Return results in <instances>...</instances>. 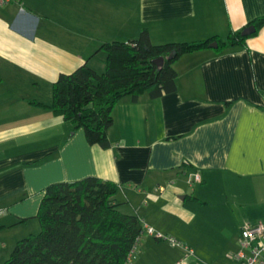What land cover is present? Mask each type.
Returning <instances> with one entry per match:
<instances>
[{
    "label": "crops",
    "instance_id": "0c3cea01",
    "mask_svg": "<svg viewBox=\"0 0 264 264\" xmlns=\"http://www.w3.org/2000/svg\"><path fill=\"white\" fill-rule=\"evenodd\" d=\"M260 16L264 0L0 5V252L39 229L48 185L97 176L118 183L123 212L163 236L143 233L128 264H174L186 256L177 239L193 245L189 264H238L241 228L264 225V27L246 47L182 55L176 91L122 98L110 148L89 144L49 105L60 74L104 70L105 42L144 29L154 44L225 38Z\"/></svg>",
    "mask_w": 264,
    "mask_h": 264
},
{
    "label": "trees",
    "instance_id": "16d2710c",
    "mask_svg": "<svg viewBox=\"0 0 264 264\" xmlns=\"http://www.w3.org/2000/svg\"><path fill=\"white\" fill-rule=\"evenodd\" d=\"M250 26L254 32H249ZM263 27L264 16H260L225 38L215 35L201 41L154 44L144 29L137 38L105 42L99 48L106 54L104 70L83 64L60 74L49 107L73 130L83 128L89 144L110 148L113 109L122 98L137 101L148 93L158 99L176 91L175 63L182 55L211 48L213 42L218 43L214 49L218 54L229 47H246ZM2 79L0 75V83ZM184 166L192 167L188 161ZM118 191V183L97 176L48 185L37 213L40 232L18 240L4 264H128L145 228L136 214L119 208ZM3 227L0 223V230Z\"/></svg>",
    "mask_w": 264,
    "mask_h": 264
},
{
    "label": "built area",
    "instance_id": "2783aa9c",
    "mask_svg": "<svg viewBox=\"0 0 264 264\" xmlns=\"http://www.w3.org/2000/svg\"><path fill=\"white\" fill-rule=\"evenodd\" d=\"M11 1L12 0H0V5L8 4ZM197 179H199V177H197ZM0 212L2 211L0 210ZM145 232L150 235H157L160 239L163 238L161 234L156 233L152 228H145L144 233ZM140 239L141 236L132 249L129 259L135 253ZM176 243L181 245L178 242ZM240 246L241 249L234 255L238 264H264V225H244L240 231ZM182 247L186 251V256L180 258L174 264H189L187 257L192 253V249L185 245Z\"/></svg>",
    "mask_w": 264,
    "mask_h": 264
},
{
    "label": "rangeland",
    "instance_id": "374dc122",
    "mask_svg": "<svg viewBox=\"0 0 264 264\" xmlns=\"http://www.w3.org/2000/svg\"><path fill=\"white\" fill-rule=\"evenodd\" d=\"M99 72H102V71H99ZM196 185H200L201 186V184H196ZM40 223V222H39ZM40 230H41V224H39V229H37V233L38 232H40ZM35 232V233H36ZM6 232H0V241L2 240V241H4L5 239H7V236H4V234H5ZM24 238V237H23ZM180 243H182V244H184V245H188V243H185L183 240H181V239H177ZM6 244V243H5ZM14 246L15 245H6V246H4L5 247V249H1V252H0V264H4V262L10 257V254H11V252H12V250H13V248H14ZM188 246H192V248H193V245H188ZM209 264H212V263H209Z\"/></svg>",
    "mask_w": 264,
    "mask_h": 264
},
{
    "label": "water",
    "instance_id": "95a60500",
    "mask_svg": "<svg viewBox=\"0 0 264 264\" xmlns=\"http://www.w3.org/2000/svg\"><path fill=\"white\" fill-rule=\"evenodd\" d=\"M255 31V27L254 26H250L249 27V32H254ZM211 47L213 48H217L218 47V43L217 42H213L211 43ZM159 61L161 62V64L164 62V58L163 57H160L159 58ZM158 62V60H157Z\"/></svg>",
    "mask_w": 264,
    "mask_h": 264
}]
</instances>
